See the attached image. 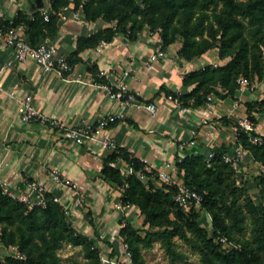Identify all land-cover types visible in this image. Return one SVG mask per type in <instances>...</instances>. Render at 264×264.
Listing matches in <instances>:
<instances>
[{"label": "trees", "instance_id": "16d2710c", "mask_svg": "<svg viewBox=\"0 0 264 264\" xmlns=\"http://www.w3.org/2000/svg\"><path fill=\"white\" fill-rule=\"evenodd\" d=\"M70 3L74 9H81L87 20L109 23L77 37L76 48L67 55L72 66L82 60L80 53L86 48L118 34L135 40L148 28L159 32L164 50L180 41L178 53L186 60L193 61L213 49L226 60L216 65L207 62L188 71L183 83L189 91L160 87L178 98L182 106H206L209 95L237 100L241 76L259 80L264 75V0H50L49 19L39 10L30 16L19 11L7 22L23 24L28 39L36 44L58 34V12ZM98 76L96 73L99 81L109 83ZM244 105L257 125V114H264V95L247 99ZM218 119L236 127L234 145L241 144L250 158L264 167V135L262 142L255 143L251 135L258 133L242 129L236 118L222 115ZM232 149L223 145L210 161L206 154L192 151L177 160L178 176L202 194L198 207L179 204L174 197L177 185L157 183V170L146 169L145 162L126 148L119 146L103 159L101 175L120 190L122 204L137 207L142 217V226L134 218L120 217L118 234L129 246L131 264H148L143 248L150 247L155 239L167 253L169 264L187 261L188 253L179 247L181 241L193 247L201 264H264V171L253 177L256 201L250 194L249 180L239 177L223 158V153ZM122 161L132 171H124ZM53 195L48 193L45 205L29 207L0 187V243L17 247L22 255L7 253L0 264H69L60 254L65 243L83 246L82 264H101L102 250L126 260L111 241L78 231ZM203 212L211 218L212 231L200 222ZM101 242L106 243V249Z\"/></svg>", "mask_w": 264, "mask_h": 264}, {"label": "crops", "instance_id": "0c3cea01", "mask_svg": "<svg viewBox=\"0 0 264 264\" xmlns=\"http://www.w3.org/2000/svg\"><path fill=\"white\" fill-rule=\"evenodd\" d=\"M0 5L10 21L19 11L30 16L38 10L42 13L51 9L50 0H0ZM70 6L73 8L72 3ZM76 10L80 12L79 18L60 19L58 34L49 36L66 56L76 48L79 35H88L109 25L102 19L89 21L81 9ZM19 26L28 38L25 26ZM159 37L158 31L151 32L148 28L135 40L118 34L110 41L83 50L80 53L82 60L63 77L44 71L32 59L19 60L16 50L0 39L2 176L13 190H20L30 179L45 182L67 207L71 221L84 227L90 236L98 234L111 241L118 251H121L120 217L134 218L139 209L135 206L118 207L122 203L120 190L101 175L103 159L112 151L92 142L76 143L47 124L23 121L17 115V102L10 92L18 96L31 93L34 104L42 112L65 124L94 123L104 115L124 111L126 116L113 123L109 132L119 146L145 160L150 169L158 170L165 160L174 159L176 141L190 138L195 127H198L196 142L186 150L187 153L206 154L210 149H220L223 145L232 147L236 127L228 126L218 118L222 115L237 118L246 113L244 101L262 97L264 81L260 85L256 83L254 88L239 89L237 100L214 95L215 100L206 106H189L183 110L169 100L166 90L160 87L164 85L178 92L189 91L190 87L183 83L188 71L207 62L216 65L226 60L219 58L217 49L193 61L186 60L178 53L181 42L177 41L165 50L164 56L151 62L150 55L161 46ZM95 71L98 77L107 79L115 87L123 86L135 91L140 100L135 99L124 106L102 86L106 82L99 81ZM147 100L157 104L154 114L142 105ZM235 101L236 106L233 104ZM205 117L209 121L207 124L202 123ZM260 126L259 121L258 130ZM246 155L250 158L248 151ZM121 165L129 167L125 161ZM53 167L79 184L84 206L77 204V197L70 189L53 182L49 175V169Z\"/></svg>", "mask_w": 264, "mask_h": 264}, {"label": "built area", "instance_id": "2783aa9c", "mask_svg": "<svg viewBox=\"0 0 264 264\" xmlns=\"http://www.w3.org/2000/svg\"><path fill=\"white\" fill-rule=\"evenodd\" d=\"M51 12L52 9L43 11L45 19H49ZM58 15L60 19H67L70 16L79 18L80 12L79 10L72 8L69 4L63 7L58 12ZM7 21L8 19L6 17L5 9L0 5V39L3 40L5 44L13 47L16 50L17 58L19 60L32 59L37 62L44 71L53 72L62 77L66 73L71 71L73 66L70 64L67 56L59 50V46L55 42H53L49 36L44 37L39 43L33 44L20 31L21 27L19 25H13L11 23H8ZM159 40L162 41L161 36L159 37ZM101 42L103 43L104 40ZM164 55L165 50L160 46L150 55V60L151 62L155 61L159 57H162ZM126 73H128V71H126ZM254 81L255 80H251L245 76H241L238 79L240 89L247 87L254 88L256 86V83ZM102 86L107 88L111 96L119 99L121 104H123L124 106L128 105L135 99H139L138 93L128 90L123 86L117 88L111 83L107 82L103 83ZM10 95L15 97L17 102V115L23 121L40 122L43 124H47L54 129L60 130L61 134L65 138L71 139L72 141L79 144H87L92 142L98 144L102 149H109L111 151L117 150L119 148L117 141L109 132V129L117 119H121L126 116L124 111L109 113L100 117L94 123L65 124L60 119L42 112L34 104L33 95L31 93L18 96L15 92L11 91ZM167 97L169 100H172L176 104L180 105L183 110L188 109L186 106H182L179 99L174 97L172 94H168ZM209 99L210 103H212L215 100L214 95H209ZM141 101L143 102V100ZM140 104L142 103L140 102ZM233 104L234 106H236L237 102L235 101L233 102ZM142 105L153 114L157 111V104L154 101H145ZM208 122L209 121L206 117L202 120V123L207 124ZM237 122L242 129L248 132L256 131L258 133L256 135H251V140L253 142H262L264 131L257 129V126L247 112L237 117ZM197 134L198 127H195L191 130L190 138L186 140L178 139L176 141L177 152L174 159L165 160L163 165L157 170L158 182L176 184L177 190L174 195L175 200L179 204L186 207H190L192 205H196L198 207L200 205V202L202 201V194L199 191L185 185L183 180L178 176L179 168L177 160H181L186 155V150L195 144ZM216 152V149H210L208 153H206V159L210 161V159L216 154ZM246 153L247 150L241 144L233 145V149L231 152L223 153V158L225 159V161L231 163V165L236 170H239L242 167V162L245 159ZM142 161L145 162V160L143 159ZM257 164L259 163L257 162ZM145 167L146 169L150 170L147 165H145ZM129 170L132 171L131 166H129ZM261 171H264V167L262 166ZM49 175L51 176L53 182L70 189L77 197V204H79L80 206H84V199L83 195L79 191V184L74 179L63 175L62 172L55 167L49 169ZM0 187L2 188L4 193H7L12 198L26 203L29 207H33L36 205H45L47 195L49 192H51L46 183L38 179H30L20 190H13L10 187L8 180L2 176L1 170ZM53 198L54 200L61 202L59 196L54 194ZM122 206V203L118 205V207ZM64 207L68 214L67 207L65 205ZM222 240L225 241L226 239L222 238ZM120 243L121 252L123 255H125L126 260H123L117 255L108 256L107 252L102 250L100 252L101 264H131L132 254L129 250L128 244L123 241H121Z\"/></svg>", "mask_w": 264, "mask_h": 264}, {"label": "rangeland", "instance_id": "374dc122", "mask_svg": "<svg viewBox=\"0 0 264 264\" xmlns=\"http://www.w3.org/2000/svg\"><path fill=\"white\" fill-rule=\"evenodd\" d=\"M216 62H219L217 59ZM264 75L262 79L255 80L254 82L258 85L261 84L262 81H264ZM258 97V96H257ZM258 116V122L260 121L261 126L260 130L264 131V114H257ZM214 119H217L214 118ZM237 119V118H236ZM257 126V125H256ZM124 171H127L129 167L126 165H122ZM238 176L243 177L244 179H248L249 181V190L252 198L254 200H258V192L256 189L255 182L253 181V177L261 172V165L254 162L251 158H249L247 155L245 159L242 162V167L237 170ZM134 221L138 226H142V217L139 213H136L134 216ZM73 225L76 227L78 231H82L89 235L84 229V227H81L79 224H75L73 221H71ZM201 224L206 226L210 231H212V224H211V218L207 212H203L202 216L200 218ZM113 234V233H112ZM92 235V234H91ZM95 237V236H93ZM181 241V240H180ZM102 247L106 249V243L101 242ZM180 249L186 251L188 253V259L187 261L181 262L179 264H201L199 255L196 251L193 250V247L187 242L181 241ZM7 253L17 254L21 255L18 248L15 246H11L9 248L3 246V244L0 243V259H3ZM60 254L63 258V261L65 263L69 264H82V262L85 260L84 257V248L82 245H72L70 243H65L63 247L60 249ZM143 254L145 257V261L148 264H169V257L167 253L165 252L164 248L161 246L159 240L155 239L153 241V244L150 247L143 248Z\"/></svg>", "mask_w": 264, "mask_h": 264}]
</instances>
